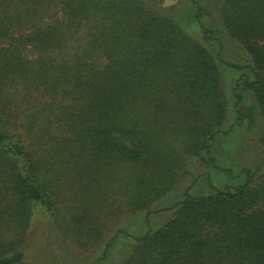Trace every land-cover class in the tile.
Returning <instances> with one entry per match:
<instances>
[{
	"label": "trees",
	"instance_id": "1",
	"mask_svg": "<svg viewBox=\"0 0 264 264\" xmlns=\"http://www.w3.org/2000/svg\"><path fill=\"white\" fill-rule=\"evenodd\" d=\"M218 13L250 60L230 63L236 106L250 93L264 119V0ZM228 110L216 56L144 0H0V264L48 262L28 257L37 225L84 252L104 243L101 264L136 214L149 228L122 264H264V171L186 190L149 225L191 158L215 161Z\"/></svg>",
	"mask_w": 264,
	"mask_h": 264
},
{
	"label": "rangeland",
	"instance_id": "2",
	"mask_svg": "<svg viewBox=\"0 0 264 264\" xmlns=\"http://www.w3.org/2000/svg\"><path fill=\"white\" fill-rule=\"evenodd\" d=\"M158 14L178 21L188 32L204 41L205 45L216 56L223 79L224 90L228 101V116L217 135L212 147L211 157L215 161L191 158L186 177H180L173 188L153 207L150 215V226L155 229L166 222L170 212L164 210L181 199L186 190L194 194L207 193L211 185L237 183L244 177V169L251 168L258 173L264 171V119L257 112L255 98L244 92V99L236 106L234 87L241 69L232 64H248L249 57L245 49L229 37L221 25L218 13L220 0H199L202 4L203 22L214 31L215 39L205 41L195 17L196 6L192 0H176L164 5L165 0H144ZM239 109L243 122L239 120ZM40 228L32 229L33 239L29 243L28 257L43 259L45 264H99V251L94 254L84 252L80 245H70L56 235ZM120 227L121 233L109 250V256L101 264H122L134 245V236L143 234L149 227L144 214L126 217L114 229ZM113 230L110 232V236ZM56 261V262H55Z\"/></svg>",
	"mask_w": 264,
	"mask_h": 264
},
{
	"label": "water",
	"instance_id": "3",
	"mask_svg": "<svg viewBox=\"0 0 264 264\" xmlns=\"http://www.w3.org/2000/svg\"><path fill=\"white\" fill-rule=\"evenodd\" d=\"M175 2H176V0H165L164 5L175 3Z\"/></svg>",
	"mask_w": 264,
	"mask_h": 264
}]
</instances>
